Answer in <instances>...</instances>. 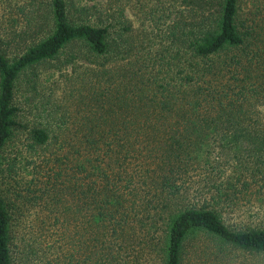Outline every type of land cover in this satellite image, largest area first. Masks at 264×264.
<instances>
[{
	"label": "trees",
	"instance_id": "1",
	"mask_svg": "<svg viewBox=\"0 0 264 264\" xmlns=\"http://www.w3.org/2000/svg\"><path fill=\"white\" fill-rule=\"evenodd\" d=\"M16 9L0 264H264V0Z\"/></svg>",
	"mask_w": 264,
	"mask_h": 264
},
{
	"label": "rangeland",
	"instance_id": "2",
	"mask_svg": "<svg viewBox=\"0 0 264 264\" xmlns=\"http://www.w3.org/2000/svg\"><path fill=\"white\" fill-rule=\"evenodd\" d=\"M25 2V0H4V1H0V21H4L5 19H7L8 17H14V18H18L19 16L17 15V9L16 7L23 4ZM15 6V7H14ZM136 25V23H135ZM42 73H48V81H47V85H51V83L53 82L56 73L53 72V68L51 66H45V67H41L40 68ZM21 99V98H20ZM22 100V99H21ZM32 110H30V113H27L29 116H26L27 119H31L32 117Z\"/></svg>",
	"mask_w": 264,
	"mask_h": 264
}]
</instances>
